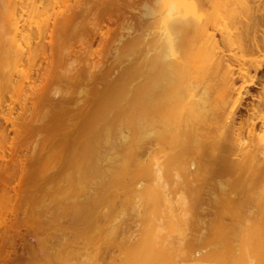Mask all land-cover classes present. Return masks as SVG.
Instances as JSON below:
<instances>
[{
  "label": "bare ground",
  "instance_id": "6f19581e",
  "mask_svg": "<svg viewBox=\"0 0 264 264\" xmlns=\"http://www.w3.org/2000/svg\"><path fill=\"white\" fill-rule=\"evenodd\" d=\"M248 87L258 91L244 105ZM109 147L128 159L137 149L138 181L121 193L120 213L143 203L153 219L136 239L114 221L78 264H106L120 237L118 264H264V0H0L3 199L16 208L43 187L85 192L47 216L25 211V232L6 219H17L14 208L0 214V258L12 248L23 264L69 263L75 237L93 229L96 192L115 196L109 188L129 171L125 158L109 166ZM40 214L37 252L26 237ZM18 241L30 251L23 260Z\"/></svg>",
  "mask_w": 264,
  "mask_h": 264
},
{
  "label": "rangeland",
  "instance_id": "374dc122",
  "mask_svg": "<svg viewBox=\"0 0 264 264\" xmlns=\"http://www.w3.org/2000/svg\"><path fill=\"white\" fill-rule=\"evenodd\" d=\"M138 10H139V4H138V2H137V12H138ZM41 18H43V17H40V18H38V19H41ZM131 19V18H130ZM130 19H128V21H130V23L132 24V23H134L133 22V19L132 20H130ZM226 22V21H225ZM32 25V24H31ZM221 26H224L223 28L225 29V30H227V29H230L228 32H230V33H234V31L236 32V26L234 25V24H231L229 21H227L226 23H225V25L223 24V25H221ZM235 26V27H234ZM228 27V28H227ZM234 29V30H233ZM221 30H222V27H221ZM225 30H223V31H225ZM225 32H227V31H225ZM214 35H215V38L216 39H220L221 38V36L219 35V33L218 32H216L215 31V33H214ZM125 36V35H124ZM123 36V37H124ZM115 45H117V44H115ZM239 54V53H238ZM241 54V53H240ZM242 54H244V55H246L247 57L249 56H251V55H249L248 53H242ZM253 71L252 70H250L249 71V74H251V75H253ZM260 75V74H259ZM240 83H241V80H239V79H237L236 80V82H235V85L236 86H239L240 85ZM63 90V89H62ZM246 91H247V93L246 94H244L243 93V95H244V99L242 100V102H243V104L245 105V103L247 104L248 102H250V100H251V98H250V94H254V93H256L257 91H258V89L257 88H255V87H248V88H246L245 89ZM244 90V91H245ZM8 135H9V140H10V138L11 137H13L14 135H13V132L12 131H8ZM113 148V149H112ZM30 148L29 147H27V149H23L22 150V152H23V155L25 156V155H28L30 152V150H29ZM115 150V151H114ZM109 152V153H108ZM135 154H134V156H132L131 157V159L129 158H125L124 157V153H125V150H120V149H118L117 147H109L107 150H106V154H107V156H108V158H109V160H108V163H109V166H113V165H116L117 164V161H119V162H123V159H124V161L125 162H127L128 163V168H129V171H128V173H126L123 177H122V179H121V182L120 183H117V184H115L114 186L113 185H111V187L109 188V191H113V192H115V193H113L115 196H110V197H103L102 195H107L108 193H100V190H99V192H96V196H97V202H96V204L91 208L92 209V216H93V225H92V227H93V229H91V230H89V232L87 233V234H85V235H83V234H78V236H76L75 237V240L78 242L77 244H74V245H71L69 248H68V256H69V263L68 264H78L77 263V261L79 260V257H80V259H83V257L84 258H86V259H88L89 258V256L90 255H92V252H94L95 250H93L92 252H91V250L94 248H96L97 246V248H100L101 247V245H102V243L104 242L103 240H105V238L107 237V227L106 226H108V228H109V225H110V228H111V226L112 225H114V224H116L117 222H118V224H119V222H123V225L125 226L123 229H122V231H121V228H120V231H121V233H122V236L124 235L125 236V234H123V230H124V233H125V231H126V235H128V234H130L131 233V235L132 236H134L135 237V235H136V237H135V239L138 237L139 238V235H141L142 234V230L144 229V227H145V225L149 222L147 219L149 218L148 216H149V214L151 213V209L147 206L148 204L147 203H145V204H147V205H144L143 203L142 204H140V208L138 207V212H140V214L142 215L143 214V210L145 209V212H144V214H146V215H140L139 213L137 214V213H135V211H132V213L134 212V214H132V213H130L131 212V210H130V212L128 213L127 211H129V210H127V211H125V213H120L121 211H119V209H120V207H119V205H120V200H122L123 199V196H122V194L121 193H125V187L127 186V185H130V184H135L137 181H138V178L136 177V176H134V169H135V161H137V159H138V156H137V149L135 150ZM123 154V155H122ZM0 155H1V153H0ZM24 156H22L21 157V159H25V157ZM23 162V161H22ZM0 163H2L1 161H0ZM3 164H5L4 162H3ZM111 164V165H110ZM10 166V165H9ZM130 176V177H129ZM101 179V177H97V176H95V175H93V177L91 178V181L93 182V181H99ZM113 187V188H112ZM1 191V190H0ZM97 193H100L99 195H101L102 197H99L98 196V194ZM12 196H14V198L16 197V198H20V197H22L21 196V194L23 195V193H19V194H14V193H10ZM111 194V193H110ZM117 195V196H116ZM69 197V199H68V205L67 204H65V203H63V201H62V203H60V205H61V208L62 209H65V208H68V207H70L69 205H70V201H74V200H78V201H85V192H77V193H65V192H63V193H55V192H50L46 187H43V189L41 190V192L40 193H36L35 194V197H34V200L33 201H29V199H27L26 201H24L23 203L22 202H20V203H22V204H20L19 202H16L15 201V199L13 200V201H15L16 203H18L17 205H16V203H14V206L16 205L17 207L15 208V207H13L11 204H12V202H10L9 204L6 202V201H4V199H3V194L0 192V214H2V213H5V212H10L9 210H11V209H9L10 207L12 208V210H13V208H14V211H16L15 213L17 214V219H15L13 216H9L10 214H7L8 216H6V219L8 220V223L10 224L11 222V224L10 225H20L21 226V232H25V230L26 229H28L29 228V226H32V224H31V222L30 221H26V220H20V218L21 217H23L22 215L24 214V212L26 211L27 213H29L30 211H35V212H37V211H39V212H41V213H45V215L47 216V213L48 212H53L54 210H57V209H60L59 207H58V204H57V201H61V199H64L65 197ZM18 198V199H19ZM18 199H16L17 201H21V200H18ZM11 205V206H10ZM143 206L144 207H146V208H143ZM143 208V210H141ZM113 210H115V212H113L112 213V211ZM142 211V212H141ZM103 212H107V213H109L110 214V218H111V221L109 220H105V219H103V218H101L102 217V213ZM138 215V217H137V215ZM41 216H40V220H42V218H43V214H40ZM101 215V216H100ZM119 215V216H118ZM133 215H135L136 217H134ZM190 216H192V217H195V216H198V213H190L189 214ZM150 216H151V214H150ZM143 219H142V218ZM147 219H146V218ZM113 218V219H112ZM140 219V220H139ZM153 219V216H151V219H150V221ZM146 220L148 221V222H146ZM0 221H1V218H0ZM114 221H115V223H114ZM133 221V222H132ZM138 223H137V222ZM135 222V223H134ZM140 222V223H139ZM143 222V223H142ZM152 222V221H151ZM151 222H149V225H148V227L151 225L150 223ZM153 222H154V220H153ZM114 223V224H113ZM144 225V227L143 228H141V226H143ZM61 225H62V223H61ZM63 225H68V223H66L65 221L63 222ZM117 225V224H116ZM122 225V226H123ZM70 226H72V225H70ZM115 226V225H114ZM152 226H154V225H152ZM151 226V227H152ZM6 227V226H5ZM139 227V228H138ZM151 227H150V229L149 230H151ZM70 228V227H69ZM146 228H147V225H146ZM39 229L40 230H38V233H37V235L36 236H28V237H30V238H32V240H30V242L34 245V250L35 251H39L40 250V247L38 246V239L40 240V241H42L43 242V239L45 238V236H46V225H45V221H43L42 220V222H41V224H40V226H39ZM201 227H195V228H191L190 230L188 229L184 234H187V238H189L190 237V232L192 233V234H194L195 235V237H198L199 235H197V233L199 232V233H201L202 231H201ZM2 230V227L0 228V231ZM74 230V229H73ZM145 230V229H144ZM143 230V231H144ZM106 233H105V232ZM139 231V232H138ZM147 231V230H146ZM75 232V231H74ZM73 232V233H74ZM121 233L119 234V232H118V234L121 236ZM198 233V234H199ZM137 234H138V236H137ZM104 235H106V236H104ZM117 236V235H116ZM120 236H117L116 238H119ZM54 237H57V238H59V236H57V235H54V234H50V238H54ZM104 237V238H103ZM78 238V239H77ZM103 239V240H102ZM120 239H121V237L119 238V239H114L113 240V242H115L114 244H112L109 248H108V250L105 252V254H104V256H103V260H104V262L106 263V264H118V261L120 260V259H122L123 258V255H121V249L119 248V246L117 245V243L118 242H120ZM119 240V241H118ZM117 242V243H116ZM119 244V243H118ZM96 246V247H95ZM100 246V247H99ZM86 247V248H85ZM116 249H118V250H116ZM41 250L44 252V247H43V243H42V245H41ZM97 250V249H96ZM99 250V249H98ZM186 253H185V252ZM184 256H185V254L187 255V251L184 249ZM23 252H24V255L25 254H29V249L27 248V246L26 247H24V249H23ZM42 252V253H43ZM46 252V251H45ZM120 252V253H119ZM89 253H90V255H89ZM96 253H97V251H96ZM109 253V254H108ZM95 255V254H94ZM94 255H92V257H94ZM98 256V255H97ZM121 256V257H120ZM184 256H182L181 255V257H183L184 258ZM92 257H90V258H92ZM117 257V258H116ZM100 259H102L101 257H100ZM110 261H109V260ZM180 259V258H179ZM179 259L177 260V261H179ZM118 260V261H117ZM109 261V262H108ZM113 261V262H112ZM111 262V263H110ZM117 262V263H116ZM0 263H3V261H1ZM24 263V260L23 261H17V262H15V261H11V262H6L5 264H23ZM90 263L91 264H99L97 261H96V257L92 260V261H90ZM184 263V262H183ZM186 263L187 264H191V263H189V261H186ZM4 264V263H3ZM82 264H84V263H82ZM101 264V263H100ZM185 264V263H184Z\"/></svg>",
  "mask_w": 264,
  "mask_h": 264
},
{
  "label": "flooded vegetation",
  "instance_id": "af4514ba",
  "mask_svg": "<svg viewBox=\"0 0 264 264\" xmlns=\"http://www.w3.org/2000/svg\"><path fill=\"white\" fill-rule=\"evenodd\" d=\"M254 94H255V93H254ZM26 238H27L28 240H31V238L28 237V236H27ZM16 247H17V249H16L17 252L20 253V254H22V255H21V256H22V260L25 259V257L28 255V253L24 255V252H23L24 246L21 245V241H18V242H17V246H16ZM25 247H26V246H25ZM8 251H9L10 253H9L8 255H6L5 257H1V258H0V262H1V261H5V262H6V261H7V262L15 261V262H16V260H15L16 257H15L14 254L12 253V248H8ZM5 258H6V259H5ZM1 264H2V263H1Z\"/></svg>",
  "mask_w": 264,
  "mask_h": 264
}]
</instances>
